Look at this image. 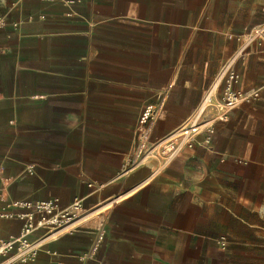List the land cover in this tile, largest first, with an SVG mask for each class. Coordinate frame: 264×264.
Listing matches in <instances>:
<instances>
[{
  "label": "crops",
  "instance_id": "obj_1",
  "mask_svg": "<svg viewBox=\"0 0 264 264\" xmlns=\"http://www.w3.org/2000/svg\"><path fill=\"white\" fill-rule=\"evenodd\" d=\"M0 1V208L84 205L15 264H264V37L236 63L258 95L209 144L126 166L144 106L164 100L152 140L180 126L264 25V0ZM21 224L0 219L1 236Z\"/></svg>",
  "mask_w": 264,
  "mask_h": 264
},
{
  "label": "built area",
  "instance_id": "obj_2",
  "mask_svg": "<svg viewBox=\"0 0 264 264\" xmlns=\"http://www.w3.org/2000/svg\"><path fill=\"white\" fill-rule=\"evenodd\" d=\"M5 23L1 10L0 27ZM264 37V25H257L241 40L239 47L232 52L221 66L213 82L204 92L200 102L186 120L166 135L152 140V128L164 110V100L144 106L137 125V146L130 156L127 170L144 163L152 157L161 159L162 168L170 162L185 146H193L198 135L204 133V144H209L218 121H227L231 112L242 101L250 100L258 92L249 94L239 88L240 73L236 69L237 61L243 57L247 47L258 38ZM224 83L221 96L217 93ZM83 200L75 198L68 206H61L58 198L37 201H16L12 209L0 208V219L18 218L22 220L20 231L3 237L0 234V264L28 263L38 254L44 243L57 237L61 232L74 228L81 217ZM39 232L38 238L32 235ZM218 241L226 246L227 238L220 235Z\"/></svg>",
  "mask_w": 264,
  "mask_h": 264
}]
</instances>
